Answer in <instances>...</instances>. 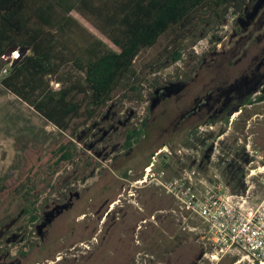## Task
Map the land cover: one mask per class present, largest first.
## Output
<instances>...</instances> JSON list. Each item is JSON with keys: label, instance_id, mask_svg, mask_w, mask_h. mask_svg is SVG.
Returning a JSON list of instances; mask_svg holds the SVG:
<instances>
[{"label": "rangeland", "instance_id": "1", "mask_svg": "<svg viewBox=\"0 0 264 264\" xmlns=\"http://www.w3.org/2000/svg\"><path fill=\"white\" fill-rule=\"evenodd\" d=\"M205 24L143 51L99 110L79 91L84 75L56 61L35 99L71 91L83 112L66 132L6 90L2 72L0 264H251L238 252L211 260L205 225L163 187L193 174L200 189L264 204V66L254 71L264 57V0ZM237 105L241 112L223 114ZM134 129L142 132L127 147Z\"/></svg>", "mask_w": 264, "mask_h": 264}, {"label": "trees", "instance_id": "2", "mask_svg": "<svg viewBox=\"0 0 264 264\" xmlns=\"http://www.w3.org/2000/svg\"><path fill=\"white\" fill-rule=\"evenodd\" d=\"M246 4L247 0H0V63L9 48L30 51L8 69L1 84L66 132L71 120L83 112L71 91L62 89L57 99H35L56 61L69 62L84 75L79 91L91 110H99L112 100L119 81L134 74L140 54L155 48L163 36L175 29L195 30L197 21L208 26L228 11L241 14ZM207 11L210 19L204 17ZM176 45L169 55L174 63L183 52L182 45ZM141 132L131 131L126 146ZM68 157L65 154L62 160Z\"/></svg>", "mask_w": 264, "mask_h": 264}, {"label": "built area", "instance_id": "3", "mask_svg": "<svg viewBox=\"0 0 264 264\" xmlns=\"http://www.w3.org/2000/svg\"><path fill=\"white\" fill-rule=\"evenodd\" d=\"M7 58H12L11 54H3L1 62L5 64ZM11 66L1 74H7ZM163 187L182 210L194 214L205 225L212 247L211 260L219 262L233 252L242 253L251 264L264 259V204L251 207L247 200L222 192L217 186L200 189L193 174L173 179Z\"/></svg>", "mask_w": 264, "mask_h": 264}, {"label": "water", "instance_id": "4", "mask_svg": "<svg viewBox=\"0 0 264 264\" xmlns=\"http://www.w3.org/2000/svg\"><path fill=\"white\" fill-rule=\"evenodd\" d=\"M15 50H18L19 52V57L17 59H15L14 63L12 64L11 67H14L25 55L26 53L28 52V49L26 48H9L5 54L7 55H10L12 52H14ZM264 62V58L262 59L261 63H259L257 66H256V70L259 69V67L261 66V64ZM240 109V106H236L235 108H233L232 110H230L228 112V115L229 116H232L234 113L238 112Z\"/></svg>", "mask_w": 264, "mask_h": 264}, {"label": "flooded vegetation", "instance_id": "5", "mask_svg": "<svg viewBox=\"0 0 264 264\" xmlns=\"http://www.w3.org/2000/svg\"><path fill=\"white\" fill-rule=\"evenodd\" d=\"M263 58H264V57H262V58L260 59V61L258 62V64L261 63V61H262ZM258 64H257V65H258ZM257 65H256V66H257ZM263 66H264V62L261 64V66L259 67L258 70H256V67H255L254 71H255L256 73H258V72L260 71L261 67H263ZM237 106H240V105H237ZM235 107H236V106L232 107L230 110H232V109L235 108ZM230 110H229V111H230ZM241 110H242V109H241V106H240V109H239L238 112H241ZM229 111H228V107H227V108H225L222 112H223V114L226 113V114H227V117L230 118L231 116L228 115V112H229ZM218 112H219V111H218V109L216 108L215 111L213 112V116H211V119H214ZM236 113H237V112H236Z\"/></svg>", "mask_w": 264, "mask_h": 264}, {"label": "bare ground", "instance_id": "6", "mask_svg": "<svg viewBox=\"0 0 264 264\" xmlns=\"http://www.w3.org/2000/svg\"><path fill=\"white\" fill-rule=\"evenodd\" d=\"M15 52H16V51H14V52L11 53V54H12L11 57L14 58V59L18 58V56H19L18 53H17L16 55H14ZM163 152H164V151H163ZM147 171H151V169L149 168V169H147ZM144 182H145V181H140V182H137V184H143ZM116 205H117V201L114 202V203L111 205V209H112V210L115 209ZM58 260H60V257H58ZM260 264H264V260L261 261Z\"/></svg>", "mask_w": 264, "mask_h": 264}]
</instances>
